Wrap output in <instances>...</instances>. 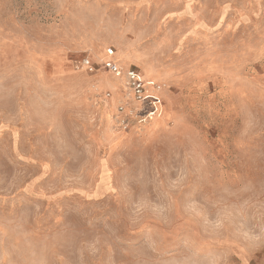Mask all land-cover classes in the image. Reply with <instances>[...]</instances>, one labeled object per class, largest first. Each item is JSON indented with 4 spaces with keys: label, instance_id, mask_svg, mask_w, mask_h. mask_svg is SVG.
Wrapping results in <instances>:
<instances>
[{
    "label": "rangeland",
    "instance_id": "rangeland-1",
    "mask_svg": "<svg viewBox=\"0 0 264 264\" xmlns=\"http://www.w3.org/2000/svg\"><path fill=\"white\" fill-rule=\"evenodd\" d=\"M0 264H264V0H0Z\"/></svg>",
    "mask_w": 264,
    "mask_h": 264
},
{
    "label": "built area",
    "instance_id": "built-area-1",
    "mask_svg": "<svg viewBox=\"0 0 264 264\" xmlns=\"http://www.w3.org/2000/svg\"><path fill=\"white\" fill-rule=\"evenodd\" d=\"M110 54H113L112 50ZM107 67L113 73L122 74V68L114 59L107 61ZM127 78L135 97L139 100L146 101L145 103L151 106L149 111L150 115L156 114L158 111L159 99H157L154 94L150 93V85L146 82L142 73H140L138 69H130L127 72Z\"/></svg>",
    "mask_w": 264,
    "mask_h": 264
}]
</instances>
